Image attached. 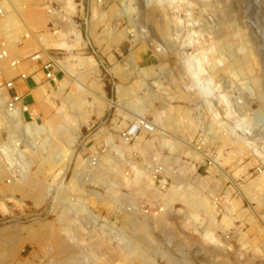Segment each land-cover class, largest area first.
<instances>
[{"label":"rangeland","instance_id":"rangeland-1","mask_svg":"<svg viewBox=\"0 0 264 264\" xmlns=\"http://www.w3.org/2000/svg\"><path fill=\"white\" fill-rule=\"evenodd\" d=\"M55 1L63 7L55 17L59 33L47 28L53 4L45 0L40 22L29 13L38 23L29 28L45 30L43 46L65 77L59 88L44 81L34 91L37 119L22 120L45 122L55 156L27 147L23 138L33 137L25 128L16 149L0 124V147L12 141L8 149L23 152L36 183L16 191L22 155L0 151V264H53L72 253L75 264H140L122 249L124 211L147 216L150 247L157 243L190 264H264V0H178L186 27L164 7L172 0ZM23 3L0 2L9 16L0 23L15 21L9 13ZM7 30L0 32L12 58L40 49L29 40L34 49L18 55L26 28ZM176 33L184 39L174 40ZM27 64L17 70L0 59V94ZM141 117L156 130L124 141L121 133ZM67 137L77 139L67 144ZM64 227L74 250L62 253ZM153 254L156 264H168Z\"/></svg>","mask_w":264,"mask_h":264},{"label":"bare ground","instance_id":"bare-ground-1","mask_svg":"<svg viewBox=\"0 0 264 264\" xmlns=\"http://www.w3.org/2000/svg\"><path fill=\"white\" fill-rule=\"evenodd\" d=\"M166 1H169V0H166ZM6 96L7 95L5 93L4 94H0V124L4 125L5 128L8 130L9 135H10V139L13 142L12 141L4 142L1 145V147H0L2 149L0 151L2 152L4 150L5 151L9 150L10 153H11V157H12V153H14L12 151V149L14 147H12V148L10 147V149H8V148H9V146L12 143L15 144V142L18 140L17 139V137L19 136L18 134L21 133V131H19L20 128H25V130L27 131V133L29 134V136L33 137V140H32L31 143H29L30 141L29 142L28 141L26 142V136H27V135L25 136V133L26 132L22 133L21 136H23V135L25 136V138H23V143H25V145L27 147H30V149H32V150L45 149L47 152H50L51 150L49 148H47L46 146H47V144H49L52 141V138H54V137H52L53 135L51 136V132L49 133L50 130L46 126L45 122L43 123V122H39V120H37L33 124H31L32 122L30 124L28 122V124L22 126V120L24 119V117H23L20 109L19 108H16V109H13L12 111L8 110ZM16 121H18V122H16ZM25 121H28V120H25ZM29 121H32V120H29ZM20 123H21V125H20ZM63 128H64V126H63ZM29 136L27 137L28 139H29ZM76 139H77V137H73L70 140L68 138L67 141H69V142H67V144L74 143L76 141ZM10 142H12V143H10ZM65 142H66V140H65ZM50 145H51V143H50ZM11 146H13V145H11ZM17 147L18 146H16V149H17ZM19 152L21 153L20 155H22L23 152L18 151V153ZM50 153H52V152H50ZM0 154H2V153H0ZM4 155H6V154H4ZM52 155H53V153H52ZM53 156H55V154ZM24 157L22 155V159L21 160H23ZM57 158H58V156H57ZM57 158H54V160H53L54 164H57L58 163V159H61L60 158V155H59V158L58 159ZM3 159L6 162H9L10 161L8 155L5 156V157H3ZM52 159H53V157H52ZM11 161H13V160H11ZM10 163H12V162H10ZM10 163H9V165H10ZM19 164H20V168L17 169V171L15 170V172H18L17 173V176H19V178H15V179L13 178L14 179L13 185H14V189L16 191H22L23 192V190L25 188L26 189L28 187L30 188L31 186H34L36 183H34V181L32 179V175L30 173V170L28 169V166L31 164V162H28L27 160H25V161L23 160ZM52 166H53V164H52ZM97 166L98 165L96 163H92V161H91L88 167L90 169L92 168V170L94 169V171H95V168ZM1 168H3V164L0 162V169ZM4 172H5V170H4ZM59 172L61 174L60 178L62 176L64 177L65 171L63 170V168ZM14 175H16V174H14ZM51 187H52V184L51 183L48 184L47 186L45 185V187H43V189H42L41 194L38 195V197H35L34 200H36V202L43 201L45 199V197L47 196V194H48L47 192L50 191ZM10 195H11L12 198L14 197V194H10ZM134 213L135 212H132L131 213V212L124 211L123 213L120 214L121 222L123 224L122 225L123 226L122 233L125 235L124 239L122 238L123 239L122 242H123V245H124V246H122V249L124 247V250L125 251L128 250V253H130L131 259L133 261L138 260L140 262V264H156L155 263V260H154V257H152L150 255L151 252H154L155 255H161L165 259H167L168 264H190V263H188L186 261V259L183 260V259H180V258L176 257L175 254L171 253L169 250L163 249L157 243L154 244L153 247H150L149 244H147L148 243V240H152V238H150V236H149V234L147 232L148 218H147V216H143V219L138 220L137 217H136V214H134ZM63 215H65V214L59 215V220L60 221L63 220V218H62ZM64 235L65 236L66 235L67 236H71L70 232H68V228L67 227H64L63 228V233L61 234V238L62 239L59 237L60 238V242H59V246L60 247L58 248V246H56L60 250V252H62V253L66 252L68 250H74L73 249V246H72V241H70L71 240V237L68 238L67 236L65 237ZM126 240H128V241H126ZM56 250H54V251H56ZM75 257H76L75 254L72 253V255H70V256L68 255L67 258L65 257V259L63 258V260H60V261L54 260V261H52V263L53 264H75L76 263V258Z\"/></svg>","mask_w":264,"mask_h":264},{"label":"built area","instance_id":"built-area-1","mask_svg":"<svg viewBox=\"0 0 264 264\" xmlns=\"http://www.w3.org/2000/svg\"><path fill=\"white\" fill-rule=\"evenodd\" d=\"M98 1H101V0H98ZM143 1L147 5L150 3H154V2L158 3L157 0H143ZM172 1H174V4H173L174 7L173 6L170 7L169 5L164 6V7H166V9H168L169 11H172L173 13L176 14V20H175L176 25L181 26V27H186L185 20L180 18V16H181L180 11L182 10V8L180 7L181 5L179 4L178 0H172ZM177 5L179 8L177 7ZM188 12L191 13V11H188ZM5 14H6L5 10L2 7H0V18L4 17ZM60 14H62V10L57 5L56 6L52 5L51 7L48 6L46 9V15L49 16L47 28L49 29L50 33H52V34L57 35L59 33V31L61 30L60 26L55 21V20H57V19H55V17H57ZM178 20H183L184 21L183 25H180V23H178ZM193 23H197V20L196 21L193 20L192 24ZM192 24H190V25H192ZM25 28H26V31L18 40L17 45L21 46L23 44V42L33 40L34 42H36V45H38L40 47V49H39V51L25 57L24 59L12 58L11 52L9 49V42L5 38H0V59L9 60L11 67H13L15 69H18L20 67V65H22V63H24L26 60L40 61V60H43V57H44V55H43L44 46L42 43L43 36L41 34L42 32L32 31L29 28V26L28 27L25 26ZM183 39H184L183 37L180 38V34L178 35L176 33L174 36V40H178V41L181 40L182 41ZM47 53H48V55L42 63V69L45 72V78L49 82H52L55 87L59 88V83L62 80L58 78V72L63 71L65 73V71L62 69L61 65L59 64L60 60H58L55 56L49 54L48 51H47ZM27 77H28L27 72H20L17 76L12 77L10 80H8L5 83L4 87L7 91V108L10 111H12L13 109L19 108L25 120L26 119L34 120L37 118V114L35 113L34 110H32V107L29 104L24 103V101L22 100V96L20 94L12 93V90H14L16 88V80L17 79L25 80V79H27ZM0 93H1V91H0ZM156 126L157 125H155L152 121H150L144 117L137 118L135 122H132L121 133L122 139L124 141L130 143V142L134 141L136 138H138L141 133L151 134L152 132H154L156 130ZM17 143H19V144L16 146H18V148L21 149L22 145H21L20 141L17 140ZM12 156H13V158L19 157V155L15 154V153H13ZM93 158L94 157L88 159L87 163L90 162V160H92V163H96L95 161H97V159H93ZM161 169L162 168L158 167V169H156V171H155L156 173L154 175V178L157 179L159 183H161L163 181L162 179L159 178V177H161V174L159 173ZM8 181L10 182V179H8ZM63 182L64 183L66 182L65 178L63 179ZM55 186L57 187V185H55ZM161 186L164 187V184L162 183ZM55 193H56V190L53 191V195L51 196L52 202H54L53 197H54ZM57 200H58V198H57ZM72 201H76V199L72 197L70 205L68 204L69 207H71L72 204H73V206L75 205L74 203H72Z\"/></svg>","mask_w":264,"mask_h":264},{"label":"crops","instance_id":"crops-1","mask_svg":"<svg viewBox=\"0 0 264 264\" xmlns=\"http://www.w3.org/2000/svg\"><path fill=\"white\" fill-rule=\"evenodd\" d=\"M2 1L3 0H1L0 2H2ZM22 1L26 2V3H23L22 6H20L19 8H16L15 6H13V9H14L13 11L14 12H10L9 13L10 16H13V15L16 16L15 17V21H12L10 23L9 22L5 23L6 21H2L0 23V29H9L6 32L12 31V33H13V31H14L13 28H15L17 26H19V27H21V26H23V27H25V26L26 27H28V26L37 27L38 26V23L35 20H31L30 19L29 13L35 14L34 16L36 18V16H38L37 13H41V8L43 7V5L41 6V2L44 1V0H42V1L41 0H22ZM48 1L50 3H52L53 5H57L58 4V3H56L55 0H45V2H48ZM81 3H82L81 0L79 2H77V4H79V5H81ZM58 5H60V4H58ZM60 6H61L60 7L61 10L63 11L62 5H60ZM4 10L6 12V9H4ZM78 10H80V12H81V8L78 7ZM61 15H63V13ZM5 16L2 17V19L6 20L9 17L7 12H6ZM45 16L47 17V15H45ZM16 18L19 21L18 24L15 23V22H17ZM36 20L38 22H40V20H38L37 18H36ZM55 21L62 28V26L60 25V22H59V18L57 20H55ZM41 32H42L41 34L44 37V35L46 34L45 30L41 31ZM0 34L3 35L0 38L6 37L5 36L6 34H4L3 32H0ZM45 39L48 40V37L46 36ZM46 42L48 43V42H51V41L48 40ZM19 48H20V53L18 55H24V53L30 52V51H32L34 49L33 45L31 46V42L30 41L23 42V44L21 46H19ZM44 49L45 48H43V55L47 57L48 53ZM35 52H37V51H34L33 53H35ZM33 53H31V54H33ZM43 61H44V58H43V60H40V61H29V60H26V62H29V64H27L26 66L24 65V67H25L24 71H26L28 73V77L25 80L17 79L16 80V88L14 90H12V93L20 94L22 96V100L24 101V103L29 104L31 107L33 105H35L36 102H37L34 91L37 88H39L40 86H42V85L45 86L46 85V83H44V81H47V80L44 79L45 72L42 69ZM26 62H24V63H26ZM64 77H65V73L63 71L58 72V78L59 79L62 80ZM48 83H50L51 86H54V84H52L51 82H48Z\"/></svg>","mask_w":264,"mask_h":264}]
</instances>
